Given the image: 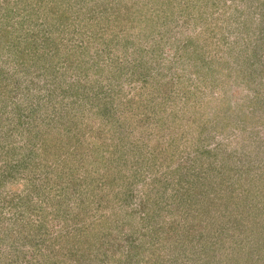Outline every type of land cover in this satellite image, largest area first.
Returning a JSON list of instances; mask_svg holds the SVG:
<instances>
[{
  "label": "rangeland",
  "instance_id": "374dc122",
  "mask_svg": "<svg viewBox=\"0 0 264 264\" xmlns=\"http://www.w3.org/2000/svg\"><path fill=\"white\" fill-rule=\"evenodd\" d=\"M0 264H264V0H0Z\"/></svg>",
  "mask_w": 264,
  "mask_h": 264
},
{
  "label": "trees",
  "instance_id": "16d2710c",
  "mask_svg": "<svg viewBox=\"0 0 264 264\" xmlns=\"http://www.w3.org/2000/svg\"><path fill=\"white\" fill-rule=\"evenodd\" d=\"M191 45V44H190ZM196 49V48H195ZM187 52H189V53H192L189 49L187 50ZM100 177H102L101 175H100ZM100 181V180H99ZM155 196L157 197L158 196V193H156L155 194ZM128 199H130L131 197H130V195H127L126 196ZM126 199V198H125ZM144 203V202H143Z\"/></svg>",
  "mask_w": 264,
  "mask_h": 264
}]
</instances>
